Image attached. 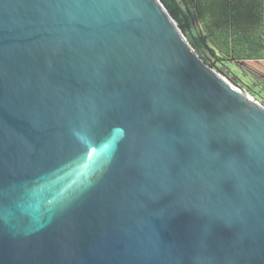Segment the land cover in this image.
<instances>
[{
	"label": "water",
	"instance_id": "water-1",
	"mask_svg": "<svg viewBox=\"0 0 264 264\" xmlns=\"http://www.w3.org/2000/svg\"><path fill=\"white\" fill-rule=\"evenodd\" d=\"M0 264H264V105L160 0H0Z\"/></svg>",
	"mask_w": 264,
	"mask_h": 264
},
{
	"label": "trees",
	"instance_id": "trees-1",
	"mask_svg": "<svg viewBox=\"0 0 264 264\" xmlns=\"http://www.w3.org/2000/svg\"><path fill=\"white\" fill-rule=\"evenodd\" d=\"M211 69L260 100L231 67L264 79V0H160ZM264 103V102H263Z\"/></svg>",
	"mask_w": 264,
	"mask_h": 264
},
{
	"label": "rangeland",
	"instance_id": "rangeland-1",
	"mask_svg": "<svg viewBox=\"0 0 264 264\" xmlns=\"http://www.w3.org/2000/svg\"><path fill=\"white\" fill-rule=\"evenodd\" d=\"M232 73L234 74L232 76L233 79H238L241 78L242 82H244L246 87H251L253 88L254 86L257 87L256 94L260 98V100H255L259 101L261 104L264 105V79L262 77L261 73H253L251 70H240L237 66H233L230 68ZM214 70V69H213ZM217 72V71H215ZM218 73V72H217ZM219 74V73H218ZM221 75V74H219ZM224 79H226L229 84L234 85L231 81H229L225 76L221 75Z\"/></svg>",
	"mask_w": 264,
	"mask_h": 264
}]
</instances>
